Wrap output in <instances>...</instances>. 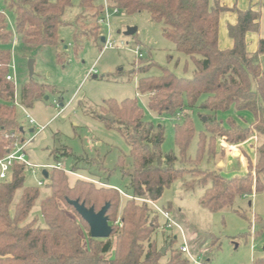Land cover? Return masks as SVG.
<instances>
[{"label":"trees","instance_id":"trees-1","mask_svg":"<svg viewBox=\"0 0 264 264\" xmlns=\"http://www.w3.org/2000/svg\"><path fill=\"white\" fill-rule=\"evenodd\" d=\"M72 5V0H4L5 10L0 15V157L11 143L10 135L20 130L14 85L6 80L14 39L26 48L57 50L58 29L66 25L63 16ZM109 6L126 15L147 13L151 22L163 26L164 36L175 50L194 64L189 78L177 77L170 70L162 69L159 76L140 77L137 81V93L147 96L150 112L171 119L178 117L179 122L173 125L178 156L161 151L164 130L144 120L136 100L105 101L95 118L107 129L117 131L128 146L127 156L119 157L117 165L129 180L124 194L130 198L120 207L123 200L119 189L110 184L102 183L107 188H97L85 180L70 182L65 172L51 169L46 171L48 195L40 201L44 226L37 225V219L23 224L40 192L36 187L24 186L25 168L15 163L9 179L0 181V264H190L180 256V251L172 250L170 245L174 239L169 241L172 256L168 262H162L166 248L158 247L154 240L160 227L159 213L146 200L157 202L165 188L178 179L184 180L185 176L202 186L210 183L201 204L212 212L230 208L237 198L264 189V76L259 63V57L264 54V39H258L255 52L247 48L248 37L259 32L260 12L253 8L235 10V23L227 26L231 48L221 49L219 18L227 10L216 0L213 3L209 0H109ZM79 7L81 13L75 23L81 28H76L73 34L75 53L86 43L103 38L99 24L101 0H79ZM6 12L13 15L12 27L4 17ZM56 57L62 61L58 52ZM153 66L150 61L135 67L132 75L146 74ZM47 94L56 92L33 77L28 78L21 87L19 103L31 108ZM192 109L205 113L204 118L200 116L203 131L198 134L195 159L187 157L195 135L193 119L188 113ZM229 109L236 114L250 115L251 125L241 129L228 120V127L221 129L217 113ZM104 116L112 117L113 122ZM251 136L257 138L253 177L246 172L226 179L215 171L199 168L204 155L208 160L215 157L213 138L222 137L229 144L241 145ZM59 156L69 157L70 152L64 151ZM126 157L130 159L128 168L123 166ZM54 158L56 165L61 164L57 155ZM251 169L250 162L248 170ZM78 170L75 162L69 172L76 174ZM190 186L185 183L186 188ZM68 200L78 201L95 212L108 204L110 237L91 239L88 225L68 205ZM60 205L72 211L76 219L69 217ZM254 264H264V256Z\"/></svg>","mask_w":264,"mask_h":264},{"label":"rangeland","instance_id":"rangeland-1","mask_svg":"<svg viewBox=\"0 0 264 264\" xmlns=\"http://www.w3.org/2000/svg\"><path fill=\"white\" fill-rule=\"evenodd\" d=\"M216 1L227 10L219 18L218 36L221 49L231 48L227 26L235 23V10L246 11L253 8L260 12L259 32L250 35L247 40L248 51L255 52L258 39H264V0ZM72 4L63 16L66 25L58 29L57 50L52 47L26 48L18 42L11 46V61L16 67V101L19 103L21 87L29 78V60L34 61L33 79L56 92L54 95L47 94L31 108L22 110L15 106L19 124L26 130L20 137L33 138L26 152L28 161L36 167L25 168L24 186L36 187L40 192L38 201L23 224L37 219L36 224L44 226L40 218V201L48 195L49 181L44 179L42 171H50L48 166L56 165L55 155L59 157L64 170L69 171L76 162L79 172L67 174L70 182L85 180L92 182L97 188H107L102 183H108L125 192L129 180L122 175L123 168L117 165V161L119 157L127 156L128 146L117 131L107 129L95 118L105 101L114 100L120 103L124 99L136 100L143 110L144 120L164 130L161 151L178 156L173 140V125L179 122L176 121L178 117L171 119L167 115L158 116L150 112L147 108V96L137 93L136 88L140 77L159 76L162 69L170 70L177 77H191L194 64L190 58L175 50L174 45L164 36L163 26L151 22L145 12L134 15H126L121 11L110 12L109 30L102 27L101 31L102 37L108 36L110 45L105 47L104 42L99 40L96 43H86L75 53L73 34L76 28H81L75 23L81 8L79 0H72ZM3 10L4 0H0V15ZM4 17L12 27L13 15L6 12ZM127 28H136V33L133 36H124ZM137 47L140 56L135 54ZM57 52L62 58L61 62L57 61ZM150 61L155 66L146 74L132 75L133 68L146 65ZM259 63L264 76V54L259 57ZM197 111H188L195 128L194 138L187 150L189 159H195L198 134L203 131L200 116L203 117L205 113ZM25 113L38 127L44 126L45 129L39 134H29ZM217 119L222 122L221 129L228 127V120L234 121L241 129L248 128L252 122L250 115L236 114L233 109L217 113ZM251 137L236 146V152L240 154L237 157L231 155L228 148L216 144V139L220 137L213 138L215 157L208 160L207 155H204L199 168L215 171L226 179L245 175L246 172H250L253 177L257 138L255 140ZM224 142L229 144L225 139ZM64 151L70 152V156H59ZM250 162L252 169L248 170ZM123 166H130L129 158H124ZM39 181L42 182L41 186H38ZM262 181L264 184V177ZM187 182L191 184L189 188L185 187ZM209 186L210 183L202 186L199 181H192L189 176H185L184 180L178 179L165 188L157 202L146 200L155 211L156 207L160 210L166 209L178 226V229L163 230V219L159 214L160 227L154 240L158 247L166 248L162 262H168L172 256L171 247L179 253L180 247L185 243L199 264H254L264 256V189L258 193L253 191L250 196L237 198L230 208L212 212L201 204V197ZM125 199L122 195L120 207ZM60 207L69 217L76 219L72 211L64 205ZM86 233L83 230V234ZM171 239L174 240L170 247ZM84 241L86 243L88 239L85 238ZM180 256L185 257L183 254Z\"/></svg>","mask_w":264,"mask_h":264},{"label":"built area","instance_id":"built-area-1","mask_svg":"<svg viewBox=\"0 0 264 264\" xmlns=\"http://www.w3.org/2000/svg\"><path fill=\"white\" fill-rule=\"evenodd\" d=\"M101 2H102V10H101V19L99 20V24L104 29L109 30L110 12L116 13L117 10L110 8L109 0H101ZM15 44H16V39H14V42H13V45H15ZM104 44H105V47L110 45V41L108 40V36H107V38H104ZM138 50H139V48L137 47L135 50V54L140 56L138 53ZM15 69H16V67H15L14 63L11 61L10 73L7 75L6 80L13 83L14 90H15V86H16ZM14 105L19 107L22 110L25 109L20 103H18L16 101V96L14 99ZM24 116H25V120L27 121V128H29V129L32 128L31 130H32L33 134H39L45 129L44 126L38 127L36 125L35 121L32 118H30V116L27 113H25ZM25 132H26V130L24 129V127L20 126V130L18 132H15V133L10 135L11 143L7 147L6 153L2 157H0V181H6L9 179L10 172H11L13 165L15 163L22 165L24 168H29V169L36 167V166L30 164V162L28 161L27 152H26V148L31 144L33 138L29 137V136H27V139L20 137V135L24 134ZM251 138L256 140L255 136L254 137L252 136ZM216 144H218L221 147H225V149L228 148L231 155H234L236 153V150H237L236 146H238V145H230V144L227 145V144H225L224 139L221 137L216 139ZM48 168L58 169V170L64 171L66 174H72L71 172L64 170V168L61 164H57L53 167L48 166ZM41 185H42V182L39 181L38 186H41ZM118 192L121 196L123 195L126 198H130V197H127L122 191L118 190ZM135 200L140 201L143 199H135ZM146 202L149 203L148 201H146ZM155 209L157 210V212L161 215V217L163 219V222H162V229L163 230L169 231V230H172L173 228L178 229V226L172 221L168 212L162 211L157 207ZM179 251L181 252V254H183L185 256V258L189 261L190 264H199L196 257L190 253V251H189V249L185 243H183V245L180 247Z\"/></svg>","mask_w":264,"mask_h":264},{"label":"water","instance_id":"water-1","mask_svg":"<svg viewBox=\"0 0 264 264\" xmlns=\"http://www.w3.org/2000/svg\"><path fill=\"white\" fill-rule=\"evenodd\" d=\"M136 33V28H127L123 33L124 36H133ZM104 42V38L101 39ZM27 72L29 78H32L34 75V61L29 60L27 62ZM105 120L113 122V118L109 116H104ZM32 132V130H30ZM235 157L239 156V153L234 154ZM42 176L44 179H48V174L46 170L42 171ZM68 205L72 206L75 212L82 218V220L89 227V236L91 239L97 240H106L110 237L112 233V228L109 225L108 217L106 212L108 209V204L103 206L98 212H95L93 208H86L84 204L79 203L78 201H67Z\"/></svg>","mask_w":264,"mask_h":264},{"label":"crops","instance_id":"crops-1","mask_svg":"<svg viewBox=\"0 0 264 264\" xmlns=\"http://www.w3.org/2000/svg\"><path fill=\"white\" fill-rule=\"evenodd\" d=\"M235 19H236V17H235ZM233 24H234V23H233ZM30 130H31V129L28 130V133H29V134L32 133V132H30ZM239 155H240V154H239ZM29 162H30V161H29ZM30 164L35 165V164L31 163V162H30ZM119 190H120V189H119ZM263 251H264V249H263Z\"/></svg>","mask_w":264,"mask_h":264}]
</instances>
